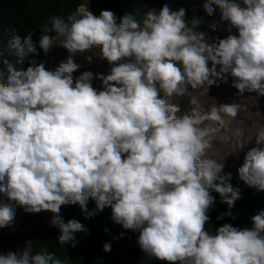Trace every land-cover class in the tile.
<instances>
[{"label":"clouds","instance_id":"1","mask_svg":"<svg viewBox=\"0 0 264 264\" xmlns=\"http://www.w3.org/2000/svg\"><path fill=\"white\" fill-rule=\"evenodd\" d=\"M89 2L81 0L66 17L52 15L40 26L45 56L54 46L68 53L54 69L35 59L40 53L31 32L10 45L21 61L29 58V66L8 64L6 76L0 71V193L25 212H52L60 245L74 247L75 234L87 231L75 219L65 222L61 207L79 204L87 211L91 198L96 210L111 207L116 223L139 233L137 243L149 259L264 264V212L251 218L250 229L206 227L213 191L230 208L240 198L231 173L222 174L224 164L204 157L224 117L235 118L241 105L179 114L180 105L170 100L189 89L208 92L228 75L241 96L256 94L253 106L264 97V0H205L207 15L219 6L221 19L238 29V36L213 43L194 30L198 19L186 21L184 8L173 11L165 4L142 19L127 14L117 22L110 10L95 15ZM79 55L88 63L93 55L106 61L109 72L74 76ZM254 131L260 147L247 152L238 174L264 190V124ZM242 147L240 141L233 152ZM14 217L11 205L0 204V228ZM103 250L111 251V244ZM0 264L68 262L28 245L19 253H0Z\"/></svg>","mask_w":264,"mask_h":264},{"label":"trees","instance_id":"2","mask_svg":"<svg viewBox=\"0 0 264 264\" xmlns=\"http://www.w3.org/2000/svg\"><path fill=\"white\" fill-rule=\"evenodd\" d=\"M122 1L124 0H113V3L119 8L122 7ZM128 1L131 3L128 8L131 13H134L133 9L138 5V1ZM80 2L81 0H0V71H3L6 76L8 64L17 70L27 69L29 58L21 61L15 54V49L10 45L16 37L23 39L29 32L32 33L33 41L40 53L35 56V59L38 62L46 61L48 68L47 56L39 49V39L42 35L40 26L52 15L66 17ZM204 2L205 0H194L185 8L186 21L191 25L193 19H198L200 24L194 30L201 33L211 26L218 7L213 5L214 13L209 16L203 9ZM179 9L176 8L173 11ZM246 154L241 159L240 166L244 163ZM231 177L229 182L234 188L239 189L240 198L230 208L226 203L221 202L218 193L212 192L215 202L209 210L210 219L206 226L210 232H214L224 223H231L239 229H250L252 227L251 218L264 212V190L248 186L236 176L231 175ZM243 186H246L244 190H242ZM89 212H95V214L89 216ZM225 213H230V215H223ZM221 215L223 219L218 220L217 217ZM61 217L65 222L70 219L79 221L87 231L75 234L76 242L73 247L71 244H59L58 228L52 224H39L30 231V247L33 252L46 248L62 260L66 259L68 264H114V254L125 250L129 240L139 235L138 232L125 230L122 225L116 223L111 207H105L102 211L96 210V202L91 198L87 203V211L82 210L79 204L68 205ZM105 243L111 244V251L103 250ZM124 264H164V262L149 259L137 244L134 256Z\"/></svg>","mask_w":264,"mask_h":264},{"label":"rangeland","instance_id":"3","mask_svg":"<svg viewBox=\"0 0 264 264\" xmlns=\"http://www.w3.org/2000/svg\"><path fill=\"white\" fill-rule=\"evenodd\" d=\"M138 5L134 7V13L130 12L128 6L131 4L128 0L121 2L122 7H116L113 0H90L89 8L95 14L99 15L101 10L113 11L117 17V22L124 15L130 14L138 20L142 19L143 14L148 9H161L167 4L172 10L178 8H187L190 2L194 0H137ZM243 6V5H242ZM215 25V29H213ZM205 34L206 42H218L219 39L226 38L229 35H237L238 29L233 27L229 21L221 19V9L217 7L216 17H214L211 26L202 32ZM68 53L61 47L54 46L47 55L48 69H54L61 61L65 60ZM77 62L81 64V68L74 73V76H79L83 71H91L94 74H107L110 66L104 60H101L93 55L91 63H88L84 55L77 56ZM211 67V62H209ZM219 66L217 67L218 70ZM233 78L228 75L227 81H218V86L213 85L208 92L205 88L189 89V94L183 97H172L171 102L179 104L181 113L191 111L196 108L199 111L207 112L213 104H232L238 103L241 105L240 111L235 118L225 116V125L220 128V131L214 135L211 147L206 150L205 157L214 159L217 162L224 164L222 174L231 173L239 180L238 168L244 154L249 150L258 147L256 144L255 127L264 124V97H259L258 103L253 106L250 97L255 96V93L245 92L242 96L237 89L232 87ZM93 86L101 89L102 82L98 79H93ZM195 99L196 103L192 101ZM210 123V122H206ZM243 142L242 148H235L239 142ZM246 186L242 187L244 190ZM0 204L11 205L15 210V217L10 226L0 228V253L8 251L21 252L26 246H30V231L39 224H51L54 214L50 211H41L39 213L25 212L24 209L14 202L9 201L6 195L0 193ZM68 205H64L60 209L59 215L65 211ZM138 236L129 240L127 248L121 252L114 254V264H124L131 260L137 248Z\"/></svg>","mask_w":264,"mask_h":264}]
</instances>
